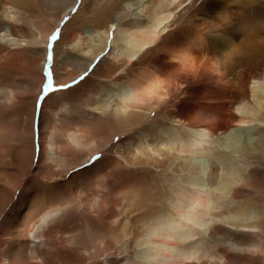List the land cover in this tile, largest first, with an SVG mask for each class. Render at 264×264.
Masks as SVG:
<instances>
[{
	"label": "bare ground",
	"instance_id": "bare-ground-1",
	"mask_svg": "<svg viewBox=\"0 0 264 264\" xmlns=\"http://www.w3.org/2000/svg\"><path fill=\"white\" fill-rule=\"evenodd\" d=\"M198 1L201 0H0V39L6 44L0 46L6 52L0 75L3 87L11 89L6 101L9 102L10 96L20 101L23 94L16 77H32L33 70L42 72L50 67L51 38L61 29L65 18L80 8L71 20L94 28L88 32L75 27L62 36L69 47L64 55L57 52L61 57L54 68L58 83L66 84L84 73L109 83L130 75L127 82L117 81L108 89L85 91L77 87L69 93L93 102L87 105L97 114L110 113L113 123L108 126L113 132L121 130L117 135L127 136L124 141L134 142L132 134H141L142 145L137 147L140 155L135 163L158 172L187 173L184 180L188 187L177 188L174 196L159 191L158 187L148 195L135 188L131 195L134 204L128 209L126 205H117L121 211H112L111 217L103 220V229L108 228L107 234L114 241L125 239L124 251L132 264H212V255L216 264H234V258L246 254L252 258L261 256L263 264L264 230L260 226L264 228V207H259L256 222L243 223V219L249 201L256 199L251 198L254 190L259 189L260 196L264 195V25L257 10L244 9L255 0H242L244 5L239 12L216 7L206 11L212 13L208 15L213 21L221 18L220 22L226 24L216 35L210 34L215 29L213 22L203 17L190 22V26L186 22L180 24L179 15L197 7ZM233 1L239 0L220 3L228 6ZM207 3L208 0H202L194 13L203 15ZM240 25L244 31L239 36L230 34L232 30L239 32ZM68 28H64L66 32ZM238 37L242 44L237 46L233 39ZM229 54L246 61L252 54L254 65L238 76L233 74L237 77V82L234 81L237 90L223 100L220 87L229 90L232 84V79L224 77L227 75L224 68L221 69L234 59ZM135 65L140 68L133 74ZM70 67L74 68V74L65 75L64 71ZM39 80L38 76L37 84ZM100 96L104 100L96 101ZM169 105L173 110L168 112ZM129 108L137 111L127 112ZM139 110L152 111L154 117L165 111L161 119L178 128L163 124L155 128L154 118ZM72 123L80 125L77 120ZM238 127H243L248 138L243 139ZM52 134L53 142H48L46 157L54 162L57 130L53 129ZM115 136L112 133L111 139ZM209 138L214 146L208 144ZM147 141L150 143L146 147ZM105 145L99 143L95 149L89 148L81 164L96 150L104 152ZM79 147L85 149L87 142H79ZM148 148L150 153L145 152ZM28 153L32 154L31 150ZM207 157L209 166L204 164ZM203 190L209 193L203 194ZM5 194L0 192L2 208L11 196L9 192ZM163 198L166 205L161 202ZM63 211L60 205L49 208L34 220L27 239L32 244L30 259L45 262L41 245L47 242L49 232L64 227L65 223L59 222L64 217ZM122 216L125 220L115 226ZM217 227L224 228L232 238L213 240ZM205 237L212 240L214 254L209 253L211 248L206 246ZM67 259L75 263L74 259ZM80 261L87 264L84 257L77 260Z\"/></svg>",
	"mask_w": 264,
	"mask_h": 264
},
{
	"label": "rangeland",
	"instance_id": "rangeland-1",
	"mask_svg": "<svg viewBox=\"0 0 264 264\" xmlns=\"http://www.w3.org/2000/svg\"><path fill=\"white\" fill-rule=\"evenodd\" d=\"M212 1L208 0L204 6L203 15L194 13V10L201 5V0L195 4L197 7L194 6L191 10L188 8L187 11L182 12L178 21L180 24L186 22L187 26H190L205 18L209 23L213 22L215 29L211 30L210 34L216 35L219 33L218 29L225 28L226 24L220 22L221 18H218V21H213L212 16L208 15L212 13H207L210 12V8L216 7L219 10L239 12L244 5L242 0L230 2L228 6H222L220 3L222 0ZM255 1L254 4L244 7V9L257 10L258 19L264 25V0ZM230 5L232 6L230 7ZM79 10L80 8L75 10L71 16H67L60 27L61 29L56 32L55 37L51 38L48 47L51 54L50 67H47L49 69L42 72L33 70V78L16 77L19 80L17 81L19 82L18 88L23 92L20 94V101H15L11 96L9 102L6 101L11 89L3 87L4 80L0 75V189H3L0 192L2 191L3 196L8 192L11 195L6 207L0 206V209L2 208L0 210V264H32V262L39 264L38 261L42 264L43 262L40 260L30 259L29 249L32 244L27 242V239L30 238L29 231L37 216L47 209L59 205L64 209L62 212L64 217L59 222L62 221L65 225L55 233L49 232L46 237L47 242L42 243L41 248L45 256L43 264H84L81 261V263L77 262L81 257L86 258L87 264H132L130 260H127L128 254L124 251L126 249L125 239H122V242L114 241L107 234L108 228L103 229V220L110 218L109 213L112 211L118 213L121 211L117 205H126V209L129 205H133L131 195L135 188H139V193L148 195L154 187H158L159 191L168 196H174L172 194L179 188L188 187L184 180L187 179V173L183 172L177 175L173 170L165 173L158 172L151 167L135 163V159L140 155L137 147L142 145L140 143L141 134H132L135 138L134 142L124 141L127 136L117 135L122 132L121 130L113 132L112 128L108 126L113 123L110 113L100 112L97 114L90 107L93 102H86L79 97L80 95L69 93L77 87H81L85 91L98 88L108 89L112 83H118L117 81L127 82L130 75H122L119 80L109 83L102 81L103 79H95L91 73H84L66 84L58 83L54 68L61 57L57 56L59 55L57 52L64 55L68 52L66 48L69 47L65 39L62 40V36L65 37L67 33H71L75 27H83L84 31L88 32L94 28L91 24L71 20ZM67 26L69 28L66 32L64 28ZM238 29L239 32L235 33L232 30L230 34L239 36L238 33L244 31L243 25L238 26ZM2 39H0V46H5L4 39ZM241 41L240 37L233 39L237 46L242 44ZM243 47L245 48V45ZM229 56L234 59L221 69L224 68L223 73L227 74L224 77L232 79V84L229 90L220 87L224 93L223 100H228L232 96L231 93L237 90L235 87L237 77L234 75L238 76L254 65L252 54L247 56V61L242 59L243 57H239L237 60L234 55L229 54ZM5 58L6 52L0 50V71L4 67ZM139 68V65H135L132 68L135 71L133 74ZM64 72L65 75L74 74L75 70L70 67ZM38 76L39 84H37ZM97 100H104V97H97ZM154 101L152 100V102ZM171 110L173 109L169 105L168 112ZM132 111L136 112L137 110L132 108L127 110V112ZM139 111L142 114H147L148 117L151 116L152 119L154 118L152 123H155V128L162 127V124L164 127L178 128L172 122L161 119V115L165 114V111L155 117V113L152 111ZM31 115H33V121H31L30 131L28 122L31 120ZM91 117L94 118L90 119ZM72 120H77L80 124L79 127L71 125L73 124ZM53 129L57 130L55 141L58 147L52 155L54 162L46 157V151L49 150L48 144L53 142L50 139ZM68 131H75V134L68 133ZM237 131L243 134V127H238ZM112 133L116 134L113 140L111 139ZM246 138L248 137L243 134V139ZM209 139L212 142L209 141L208 144L214 146L213 139ZM85 141L88 145L85 147L86 150L79 147V142ZM150 141L145 142L144 146L147 147ZM99 143L106 144L104 152L96 150L91 158H87L86 162L81 164V160L89 152L88 149L94 148ZM29 149L32 154L28 153ZM145 152L150 153L149 148ZM186 156L190 157L189 154ZM208 158L204 161L205 166H209ZM141 182L143 186H140ZM262 190L264 191V187ZM254 191L255 194L251 198L256 197V199L249 201L247 217H244L243 223H247L249 220L250 223L256 222L259 207H264V195L260 196L262 193L259 189ZM202 192L203 194L209 193L208 190ZM161 202L166 205V199L163 198ZM122 220H125V216L119 217L114 225L118 226ZM260 227L264 230L262 226ZM231 236L225 232L224 228L219 227L212 234L213 240L220 239L221 241H225L229 237L232 238ZM203 240L206 246L211 248L209 253L214 254L216 249L210 246V242L213 245L212 240L207 237ZM213 257L214 255L210 262L216 264ZM67 258L74 259L75 263H70ZM261 258V256L252 258L246 254V256L234 258V260L238 264H260L262 263ZM235 261L234 264H237Z\"/></svg>",
	"mask_w": 264,
	"mask_h": 264
}]
</instances>
